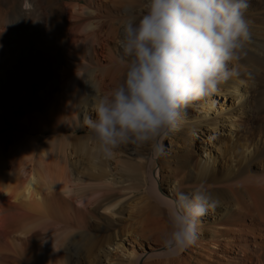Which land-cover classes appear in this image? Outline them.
Masks as SVG:
<instances>
[{
  "label": "bare ground",
  "instance_id": "obj_1",
  "mask_svg": "<svg viewBox=\"0 0 264 264\" xmlns=\"http://www.w3.org/2000/svg\"><path fill=\"white\" fill-rule=\"evenodd\" d=\"M82 1L67 0L64 19L59 0H0V130L18 123L23 132L43 133L56 126L60 111L48 109L45 97L59 84L68 93L87 89L96 103L98 93L122 80V25L144 14L138 6L146 0ZM245 16L250 39L237 75L185 109L180 128L160 141L163 147L170 137L169 153L163 147L155 156L151 144H128L103 159L91 134L54 136L42 143L43 136L0 133V264H42L34 246L45 239L41 231L60 236L48 240L58 255L69 239L92 264V250L103 237L90 231L72 234L61 224L80 226L78 204L92 205L85 208L92 217L99 207L110 212L101 213L110 220L121 216L130 204L115 183H126L129 191L137 186L143 202L137 226L119 231L132 228L159 245L154 251L162 249L144 264H264V0H249ZM61 34L71 36L64 45ZM73 47H87L89 63L77 59L75 69L62 68L59 75V60L77 56ZM84 167L88 173L81 180ZM201 183L220 206L201 218L194 244L170 253L163 246L168 208L178 191L191 194Z\"/></svg>",
  "mask_w": 264,
  "mask_h": 264
},
{
  "label": "clouds",
  "instance_id": "obj_2",
  "mask_svg": "<svg viewBox=\"0 0 264 264\" xmlns=\"http://www.w3.org/2000/svg\"><path fill=\"white\" fill-rule=\"evenodd\" d=\"M248 7L249 0H146L143 15L127 18L123 78L97 94L94 118L83 120L97 155L110 159L128 144H151L153 155H161V139L180 128L184 110L237 75L250 39ZM219 206L202 183L191 194L178 191L164 248L178 253L194 244L201 218Z\"/></svg>",
  "mask_w": 264,
  "mask_h": 264
},
{
  "label": "rangeland",
  "instance_id": "obj_3",
  "mask_svg": "<svg viewBox=\"0 0 264 264\" xmlns=\"http://www.w3.org/2000/svg\"><path fill=\"white\" fill-rule=\"evenodd\" d=\"M62 3V15L63 18H67V8L65 2L67 0H59ZM80 2L84 3V1L80 0ZM146 1L139 5L138 8L142 11L145 9ZM146 11V9H145ZM67 34H61V40L63 41L60 45H64L67 41ZM59 45V46H60ZM72 49V48H71ZM73 51L77 56L73 57H63L59 60L58 63V72L61 75L63 71L62 68L75 69V60L79 59L82 62L89 63V59L91 58L87 47H73ZM60 57V54H59ZM51 58L53 56L51 55ZM101 61L103 57L99 55ZM104 61V60H103ZM72 62V63H71ZM75 62V63H74ZM60 81V76H59ZM61 82V81H60ZM90 92L86 89L83 90L81 88L77 89L74 93H68L67 88L64 85L59 84L56 88L52 90L50 94H46L45 97V105L48 106V109L52 107L56 108L55 111H60L61 119L59 120L56 126L50 127L49 131L43 133H29L24 129L21 130L19 124H9L7 127L0 130L1 132L4 131H16V133H25L30 136H43L41 142L44 143L45 141L52 139L54 136L62 137L70 134H91L90 130L86 125H84V112L88 111V115L94 118V107L95 101L92 95L89 94ZM54 97H57V100H52ZM40 96H37L39 99ZM69 99V104H64V101ZM223 100V99H222ZM229 100L226 101L227 107H229ZM52 104V105H51ZM62 104V105H61ZM51 105V106H50ZM60 105V107H59ZM62 106V107H61ZM233 107H231L232 109ZM187 111L184 110V114ZM189 113V112H188ZM204 127V126H203ZM205 129V127H204ZM13 132L11 133V140L10 146H13ZM15 133V132H14ZM170 138V137H169ZM169 138L164 139L163 147L167 153L170 150V143ZM185 141V140H184ZM182 143V141H181ZM200 137H197L195 141V145H199ZM142 145V146H146ZM135 146V145H134ZM14 150V149H13ZM13 155L14 152H12ZM85 168V170H84ZM79 168V177L83 180L88 173V168ZM74 173V172H73ZM120 179H124V177H120ZM126 183H118L114 184L115 190L123 194L120 198L122 200H126L130 207L126 211L123 212L121 216L112 215V219H108L101 215V213L107 214L111 216L110 212L107 209L99 207L97 209V218L88 215L85 211V208L90 207L92 205L86 204L79 206V216H80V226L77 223L67 222L62 223L61 226L68 228V231H71L72 234H76L78 232H87L90 231L99 237H103L101 242L92 250L93 254V263L92 264H144L146 261H152L157 256L156 252H159L162 249L154 248L158 247L159 245L152 241L150 238H145L138 236L136 233L132 232V228L137 226V221L140 219V214L142 211V204L141 202V194L140 190H137L135 186V190L129 191L125 189ZM54 200H50L52 202L51 206H54ZM58 204V203H57ZM96 204V202L94 203ZM96 222L98 226H96ZM126 226H131L132 228L125 233H121L119 230L123 229ZM114 227V229H113ZM115 229L117 230L115 232ZM60 234V233H58ZM54 235V234H53ZM52 234H48V232L41 231L39 233V237L45 238L40 239V241H34L35 250L40 255V260L42 264H89L87 262L86 253L84 250L81 251V255L77 254L75 249H73L69 245V239L64 241L62 248L59 249L61 255H58V251L56 252V248L53 247L48 243V240H53V238H59V235L53 236ZM111 236V241L107 242V238ZM37 240V239H36ZM16 243H23L22 241H16ZM11 262L9 261V264ZM27 264H33L31 261H26Z\"/></svg>",
  "mask_w": 264,
  "mask_h": 264
}]
</instances>
